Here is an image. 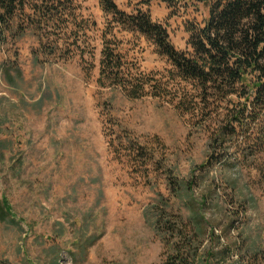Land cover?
<instances>
[{
  "label": "rangeland",
  "instance_id": "1",
  "mask_svg": "<svg viewBox=\"0 0 264 264\" xmlns=\"http://www.w3.org/2000/svg\"><path fill=\"white\" fill-rule=\"evenodd\" d=\"M136 1L117 3L131 13ZM145 9L181 50L186 24L208 16L205 5ZM70 18L76 26L63 21L46 39L30 28L0 41V198L19 223L0 222V260L161 264L151 210L165 203L188 218L187 202L204 199L220 238L209 235L208 245L228 247V264H264V142L241 134L219 146L171 103L100 80L107 32L134 73L151 78L170 66L145 37L108 26L99 0H74ZM173 184L191 189L174 196Z\"/></svg>",
  "mask_w": 264,
  "mask_h": 264
},
{
  "label": "trees",
  "instance_id": "2",
  "mask_svg": "<svg viewBox=\"0 0 264 264\" xmlns=\"http://www.w3.org/2000/svg\"><path fill=\"white\" fill-rule=\"evenodd\" d=\"M154 1L167 3L173 11L207 6L208 16L202 23L186 24L187 49H178L168 26L145 9ZM73 5L74 0H0V41L14 34L21 37L30 28L46 39L47 29L56 30L63 21L75 22L70 18ZM99 5L109 16L108 26L121 25L145 37L170 66L167 74L151 78L134 73L113 47L112 32H107L96 62L100 80L120 87L133 99L151 94L171 103L191 122L209 127L212 142L219 146L241 134L246 140L264 142V0H137L131 13L122 10L117 0H99ZM172 189L178 196L191 184H173ZM163 204L162 209L154 207V214L151 210L152 225L165 243L161 264H228V247L207 243L209 235L219 243L220 238L202 212L204 199L187 202L188 218ZM0 222L19 225L2 198ZM242 260L230 264H243ZM0 264L12 263L4 259Z\"/></svg>",
  "mask_w": 264,
  "mask_h": 264
}]
</instances>
